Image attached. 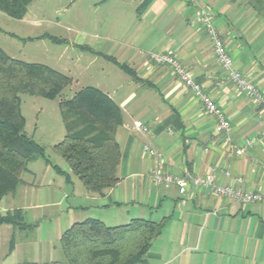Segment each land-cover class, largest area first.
Segmentation results:
<instances>
[{
  "label": "crops",
  "instance_id": "1",
  "mask_svg": "<svg viewBox=\"0 0 264 264\" xmlns=\"http://www.w3.org/2000/svg\"><path fill=\"white\" fill-rule=\"evenodd\" d=\"M102 2L98 14L93 10L87 20L90 32L73 43L81 53L73 61L76 71L71 79L78 84L86 76L85 87L100 90L120 109L121 124L115 131L121 153L118 183L103 196L87 195L90 204L69 207L70 211L82 210L85 219L106 226L132 219L162 223L163 232L148 252V264H264V200L242 205L191 183L180 194L172 183L157 185L149 179L153 170L164 175L212 174L219 186L263 191L264 110L227 81L199 22L197 6L186 0H151L144 9H140L143 0ZM200 3L211 12L233 68L264 95V17L245 0ZM160 51L178 59L222 109L231 126L228 134L216 132L214 117L171 68L151 63L149 53ZM136 122L147 126L148 133L137 131ZM145 147L161 157L147 154ZM36 160L25 171L32 178H36ZM66 166L65 170L58 167L61 173L53 166L52 170L69 182ZM13 210H21L25 219L21 208L0 214ZM74 223L69 222V227ZM25 225L30 229L0 226V242L8 244L0 259L17 253V248L30 247L21 233L34 231L37 224ZM64 232L58 236L59 243ZM12 236L19 242L11 245ZM37 244L43 246L38 257L48 255V241ZM31 262L21 258L18 264Z\"/></svg>",
  "mask_w": 264,
  "mask_h": 264
},
{
  "label": "trees",
  "instance_id": "2",
  "mask_svg": "<svg viewBox=\"0 0 264 264\" xmlns=\"http://www.w3.org/2000/svg\"><path fill=\"white\" fill-rule=\"evenodd\" d=\"M33 1L0 0V12L21 20ZM150 1L143 0L140 9ZM245 1L264 17V0ZM123 69L133 76L129 69ZM71 84L70 77L46 65L13 59L0 49V202L14 195L27 165L44 157L43 147L24 132L18 94L55 99ZM59 109L65 135L53 151L66 162L88 195L103 196L118 183L121 153L115 131L121 124L119 107L100 90L84 87L72 98L60 99ZM53 167L61 173L58 167ZM1 225L16 230L30 229L25 225L21 210L0 214ZM163 229L162 223L150 220L132 219L124 225L106 226L100 220L87 218L74 223L62 234L60 246L66 264H148V252ZM13 243L12 236L11 245Z\"/></svg>",
  "mask_w": 264,
  "mask_h": 264
},
{
  "label": "rangeland",
  "instance_id": "3",
  "mask_svg": "<svg viewBox=\"0 0 264 264\" xmlns=\"http://www.w3.org/2000/svg\"><path fill=\"white\" fill-rule=\"evenodd\" d=\"M102 3V0H34L21 20L12 19L0 12V49L13 59L43 64L71 78L76 71L73 61L81 53L73 43L77 42L78 37L90 32L87 20L92 17L93 10L94 15L98 14L97 10ZM93 5L97 8L92 9ZM46 36L57 38L59 42L54 43ZM86 84L88 80L82 75L78 84L72 82L55 99L18 94L19 109L25 122L24 132L43 147L44 157L36 160V178L27 172L21 174L15 195H8L0 202V213L11 208H21L25 214V223L37 224V227L34 231L21 233L23 242L30 244V247L22 251L17 248V253L0 259V264H18L21 258L29 262L52 260L66 264L58 236L61 231L69 228V222H81L87 217L84 211H70L69 207H85L91 202L74 174L70 172L69 182H66L64 176L59 177L52 170L53 165L62 170L67 167L66 162L53 151V146L61 142L65 135L59 109L60 99L72 98ZM151 220L157 219L151 217ZM41 240L48 241L45 249L49 252L48 255L38 257L39 249L43 246L37 243ZM16 242H19L18 237L14 244ZM7 249L8 244L2 246L0 242V255ZM43 258L46 260L41 261Z\"/></svg>",
  "mask_w": 264,
  "mask_h": 264
},
{
  "label": "built area",
  "instance_id": "4",
  "mask_svg": "<svg viewBox=\"0 0 264 264\" xmlns=\"http://www.w3.org/2000/svg\"><path fill=\"white\" fill-rule=\"evenodd\" d=\"M186 1L194 6H197L199 22L204 27V30L211 42L215 59L221 70L226 75L227 81L237 90L244 93L254 103L260 105L264 110V95L241 72L233 68L232 58L227 51L222 37L211 21V12L209 9L203 6L200 3V0ZM149 60L153 65L167 66L171 68L177 79L203 104L205 111L214 117L216 121V132L224 134L229 133L231 126L228 119L226 118L225 113L204 91L202 85L190 76L189 71L178 59L167 52L160 51L149 53ZM134 126L135 129L141 133L146 134L149 131L148 127L141 122H136ZM144 150L151 156L156 158L161 157L160 153L151 150L149 147H145ZM240 153H242V151L237 150V154ZM262 169L264 170V165H262ZM149 179H151L157 185H160L164 182L172 183L179 188L180 194H184L187 184L191 183L197 188L206 189L216 196L235 201L242 205L261 202L264 200V189L260 192L248 193L236 190L231 186L222 187L216 184L212 174H205L202 176L164 175L157 170H153L149 175Z\"/></svg>",
  "mask_w": 264,
  "mask_h": 264
}]
</instances>
